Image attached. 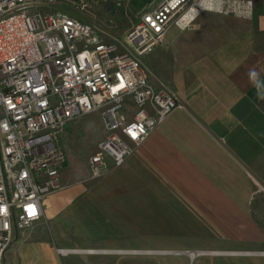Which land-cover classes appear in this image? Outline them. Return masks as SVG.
<instances>
[{
	"label": "crops",
	"instance_id": "crops-1",
	"mask_svg": "<svg viewBox=\"0 0 264 264\" xmlns=\"http://www.w3.org/2000/svg\"><path fill=\"white\" fill-rule=\"evenodd\" d=\"M254 2L251 19L203 11L169 29L144 60L182 107L102 178L63 169L64 187L44 199L39 222L15 230L1 264H164L171 249L191 264H264L254 209L264 189V0ZM171 236L204 248H172Z\"/></svg>",
	"mask_w": 264,
	"mask_h": 264
},
{
	"label": "built area",
	"instance_id": "built-area-1",
	"mask_svg": "<svg viewBox=\"0 0 264 264\" xmlns=\"http://www.w3.org/2000/svg\"><path fill=\"white\" fill-rule=\"evenodd\" d=\"M87 1L72 4L83 10ZM59 3L0 0V264L15 230L39 222L44 199L62 188L66 127L99 113L106 135L88 160L90 179L122 167L182 107L170 87L151 80L145 57L172 26L188 28L203 11L251 19L255 7L254 0H159L123 37H109L55 10Z\"/></svg>",
	"mask_w": 264,
	"mask_h": 264
},
{
	"label": "rangeland",
	"instance_id": "rangeland-1",
	"mask_svg": "<svg viewBox=\"0 0 264 264\" xmlns=\"http://www.w3.org/2000/svg\"><path fill=\"white\" fill-rule=\"evenodd\" d=\"M73 1L76 0H60V3L57 4L54 9L65 12L89 23L99 32L109 34V37H111L110 35L123 37L138 23L143 11L148 9L151 5L157 3L159 0H150L149 2L147 0H89L87 1L88 7L83 10H76L72 4ZM102 129V120L99 113H92L70 123L61 135L60 143L67 157V161L63 169L69 166L70 170H76L74 178L77 180L81 179V182L83 171L86 172L85 175L87 178H91L85 164L87 160L96 152L98 142L104 136ZM61 186L62 188L64 187L62 181ZM259 191L260 190L258 189V193L255 194V197L259 198V196H261L262 200L258 203V206L256 203L257 199L255 198L256 208L254 209L256 218L264 224V189L262 192ZM185 237L186 236H171L168 238L167 245L177 249H189V247L192 246L204 248V246H202L204 244L203 240L198 241L196 239H187ZM176 251L177 250L175 249H171L170 251L165 252L166 255L161 256V263L181 264L183 262L184 264H191L188 260H186V256L170 255L176 254ZM152 252H160L163 254L162 251H150L149 253L154 254ZM140 258L142 257H132V259L136 260Z\"/></svg>",
	"mask_w": 264,
	"mask_h": 264
},
{
	"label": "bare ground",
	"instance_id": "bare-ground-1",
	"mask_svg": "<svg viewBox=\"0 0 264 264\" xmlns=\"http://www.w3.org/2000/svg\"><path fill=\"white\" fill-rule=\"evenodd\" d=\"M152 253H156V252H152ZM209 252H199V253H187L185 252L186 255H188L191 259H194L198 254H202V255H205V254H208ZM156 254H161L160 252L159 253H156ZM211 254V253H210Z\"/></svg>",
	"mask_w": 264,
	"mask_h": 264
},
{
	"label": "trees",
	"instance_id": "trees-1",
	"mask_svg": "<svg viewBox=\"0 0 264 264\" xmlns=\"http://www.w3.org/2000/svg\"><path fill=\"white\" fill-rule=\"evenodd\" d=\"M148 2L150 1V0H147Z\"/></svg>",
	"mask_w": 264,
	"mask_h": 264
}]
</instances>
